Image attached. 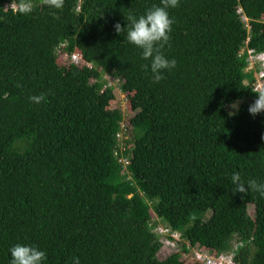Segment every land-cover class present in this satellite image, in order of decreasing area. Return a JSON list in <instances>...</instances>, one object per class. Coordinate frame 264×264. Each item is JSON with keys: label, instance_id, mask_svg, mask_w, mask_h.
<instances>
[{"label": "trees", "instance_id": "obj_1", "mask_svg": "<svg viewBox=\"0 0 264 264\" xmlns=\"http://www.w3.org/2000/svg\"><path fill=\"white\" fill-rule=\"evenodd\" d=\"M19 3L0 0V264L17 243L45 264H200L159 258L158 224L180 232L181 251L241 242L236 264H264V196L230 181L264 183V113L247 111L264 91L247 70V50L264 52V0H179L161 49L176 66L159 82L113 24L161 0H31L29 14ZM74 52L92 67L58 64ZM104 74L130 94V149Z\"/></svg>", "mask_w": 264, "mask_h": 264}, {"label": "clouds", "instance_id": "obj_2", "mask_svg": "<svg viewBox=\"0 0 264 264\" xmlns=\"http://www.w3.org/2000/svg\"><path fill=\"white\" fill-rule=\"evenodd\" d=\"M46 3L56 9L63 6V0H46ZM179 0H161L162 6H155L147 10L142 15L129 13L127 24L121 25L119 21L113 24L115 33L119 36L121 32L126 33L128 43L141 50V55L150 63L146 65L150 69L153 82H159L166 71H171L176 66L175 59L167 58L161 49L169 41L171 32L172 18L169 16L168 9L178 6ZM20 14H29L33 11L31 0H20L19 7L16 9ZM35 102L44 99L43 95L31 97ZM231 109L229 115H235L239 110V102L235 101L229 105ZM248 113L255 117L264 113V91L257 94L254 101L249 104ZM230 181L235 185L236 192L246 193L249 189L264 196V183H258L256 180H249L245 184L241 180L238 172H234ZM9 264H45L46 252L36 246L29 244H15L9 248Z\"/></svg>", "mask_w": 264, "mask_h": 264}, {"label": "built area", "instance_id": "obj_3", "mask_svg": "<svg viewBox=\"0 0 264 264\" xmlns=\"http://www.w3.org/2000/svg\"><path fill=\"white\" fill-rule=\"evenodd\" d=\"M10 7L14 10L16 9L14 5H10ZM58 53H60L59 49ZM247 55V70L252 67V63L258 64L257 66L259 70L257 71V80L254 84V90L261 91L264 85V52L255 53L253 50L248 49ZM61 56L65 57L68 62L78 67H92V64L85 61L77 52H74L70 55L63 53L61 54ZM121 131H123L122 122L120 123V129L117 132L116 136H120ZM118 160L121 164L123 163L124 168L125 166H127V157L122 156ZM153 231L158 235L159 242L161 243V245H163V248L173 249L174 252L172 254H180V257H183V259L189 258L192 262H199L200 264H236L233 260L234 250H236L238 246L242 245L241 242H234L233 249L231 251L214 253V251L204 248L200 245L189 247V244L185 243L187 251H181L178 243L181 239L180 232L172 230L170 227H168V225L165 224H158L153 229Z\"/></svg>", "mask_w": 264, "mask_h": 264}, {"label": "rangeland", "instance_id": "obj_4", "mask_svg": "<svg viewBox=\"0 0 264 264\" xmlns=\"http://www.w3.org/2000/svg\"><path fill=\"white\" fill-rule=\"evenodd\" d=\"M57 62L61 66H69L71 63L68 62L65 57L63 56H58ZM257 63H252V67L248 69V71H252L254 74V77L256 78L255 81L257 80ZM101 79L104 81V86L106 87H111L113 89V93L115 98L110 101L109 103V108L110 109H117L120 111L122 115V124H123V129L128 132V137L123 134V131L120 132V136H116L118 147L121 150H124V148L130 149L132 145V135L129 133L131 132L130 126H129V118L133 115V111L131 110L130 104H129V96L130 94L127 95L126 92L121 90V85L122 81L117 79V78H112L107 75H102ZM240 105V102H239ZM228 111L231 109L229 106L227 107ZM123 166V163H122ZM124 168V167H123ZM121 174L125 175L127 174V171L125 169H122ZM253 210L250 209L249 213L252 214ZM152 218L156 219L155 215L151 212ZM205 218L207 217V214L204 216ZM174 252L173 249L169 248H163V245L158 253L159 258H164L166 256L171 255ZM179 260H183V257H180ZM187 264H192V263H187Z\"/></svg>", "mask_w": 264, "mask_h": 264}]
</instances>
